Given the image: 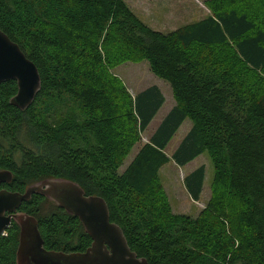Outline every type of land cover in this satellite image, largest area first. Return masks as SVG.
<instances>
[{
  "label": "trees",
  "instance_id": "obj_1",
  "mask_svg": "<svg viewBox=\"0 0 264 264\" xmlns=\"http://www.w3.org/2000/svg\"><path fill=\"white\" fill-rule=\"evenodd\" d=\"M210 6L213 16L164 34L123 0H0L1 30L42 81L24 111L10 103L17 82L0 85V170L13 174L0 191L23 194L43 180L73 181L107 202L111 222L149 264H264V90L255 95L212 55L198 58L205 48L232 43L240 73L264 71V0ZM119 56L147 61L176 101L122 174L165 97L153 86L132 98L109 74ZM57 109L68 116L50 124ZM187 119L193 126L172 159L182 167L207 153L215 170L212 199L197 218L172 215L159 182L170 161L164 151ZM205 170L185 179L195 201ZM18 213L38 221L48 251L83 253L92 245L80 220L46 197L33 195ZM19 238L13 222L0 238V264H17Z\"/></svg>",
  "mask_w": 264,
  "mask_h": 264
},
{
  "label": "water",
  "instance_id": "obj_2",
  "mask_svg": "<svg viewBox=\"0 0 264 264\" xmlns=\"http://www.w3.org/2000/svg\"><path fill=\"white\" fill-rule=\"evenodd\" d=\"M14 80L18 92L11 104L24 111L35 101L42 81L38 67L22 51L18 43L0 28V85ZM13 174L0 170V185L10 183ZM41 195L54 202L83 224L92 245L83 253L54 252L45 249L38 221L18 213L24 202ZM13 222L20 227L17 264H149L131 250L123 230L111 222L107 202L99 196L86 195L83 188L70 180L47 179L31 185L26 191H0V238Z\"/></svg>",
  "mask_w": 264,
  "mask_h": 264
},
{
  "label": "rangeland",
  "instance_id": "obj_3",
  "mask_svg": "<svg viewBox=\"0 0 264 264\" xmlns=\"http://www.w3.org/2000/svg\"><path fill=\"white\" fill-rule=\"evenodd\" d=\"M134 14L147 26L155 31L170 34L185 26L198 23L213 16L210 3L212 0H123ZM103 38V37H102ZM99 41L102 54L104 40ZM212 55V60L228 69L233 77H238L247 82V88L255 89V95L261 94L264 90V71H248L246 76L241 72L243 65L234 55L232 43L223 46L205 48L198 58H206ZM121 56L117 57V62L110 68L109 74L117 78L127 93L135 98L143 90L157 86L165 97V104L158 112L152 123L144 133H139V141L130 150L119 173L126 171L133 162L140 149L147 143L160 126L164 118L176 104L171 86L165 80L156 77L150 70L147 61L142 59L122 61ZM251 78L254 80L251 81ZM250 84V85H249ZM251 86V87H250ZM62 109H57L48 118L50 124H56L60 119L66 118ZM193 123L187 119L165 149V154L170 158L168 164L161 168L159 172L160 189L168 200L172 215L190 216L197 218L209 205L213 196L214 166L207 153L197 158L187 166L177 165L172 156L187 133L192 128ZM205 167L204 191L199 199L195 201L186 189L185 179L200 167Z\"/></svg>",
  "mask_w": 264,
  "mask_h": 264
},
{
  "label": "crops",
  "instance_id": "obj_4",
  "mask_svg": "<svg viewBox=\"0 0 264 264\" xmlns=\"http://www.w3.org/2000/svg\"><path fill=\"white\" fill-rule=\"evenodd\" d=\"M137 95H138V94H137ZM164 104H165V103H164ZM163 106H164V105H163ZM163 106H162V107H163ZM175 106H176V104L173 106V108H174ZM173 108H172V109H173ZM172 109H171V110H172ZM160 110H161V109H160ZM182 125H183V124H182ZM179 129H180V128H179ZM190 130H191V129H190ZM188 133H189V132H188ZM188 133H187V134H188ZM185 137H186V136H185ZM180 144H181V143H180ZM201 156H202V155H201ZM198 158H199V157H198ZM196 159H197V158H196ZM196 159H195V160H196ZM195 160H194V161H195ZM192 162H193V161H192ZM192 162L188 163L187 165L191 164ZM187 165H185V166H187ZM204 184H205V183H204ZM203 191H204V187H203ZM202 193H203V192H202Z\"/></svg>",
  "mask_w": 264,
  "mask_h": 264
}]
</instances>
